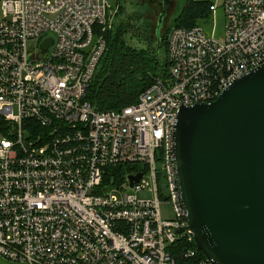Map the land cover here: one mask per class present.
I'll return each mask as SVG.
<instances>
[{"label": "built area", "instance_id": "1", "mask_svg": "<svg viewBox=\"0 0 264 264\" xmlns=\"http://www.w3.org/2000/svg\"><path fill=\"white\" fill-rule=\"evenodd\" d=\"M107 4L0 0V259L213 264L184 246L193 238L179 202L172 128L180 107L213 101L264 63V0H220L219 37L201 26L171 28L167 76L134 103L98 111L84 95L105 47ZM208 7L215 15L216 5ZM126 165L113 184L110 168ZM144 189L153 198H139ZM161 202L172 218H160Z\"/></svg>", "mask_w": 264, "mask_h": 264}, {"label": "water", "instance_id": "2", "mask_svg": "<svg viewBox=\"0 0 264 264\" xmlns=\"http://www.w3.org/2000/svg\"><path fill=\"white\" fill-rule=\"evenodd\" d=\"M169 1L156 18L155 50ZM174 121V175L193 243L213 264H264V63L213 101L180 107Z\"/></svg>", "mask_w": 264, "mask_h": 264}, {"label": "trees", "instance_id": "3", "mask_svg": "<svg viewBox=\"0 0 264 264\" xmlns=\"http://www.w3.org/2000/svg\"><path fill=\"white\" fill-rule=\"evenodd\" d=\"M210 3L208 0H176L171 15L172 24L160 36L157 50H155L156 41L154 44L146 43L140 46L132 42L134 39L137 42V31L145 30H140V26H137L135 21L126 18L118 24L105 27L101 33L105 47L85 90L84 97L90 102L89 104L98 111L116 110L137 101L140 93L155 78L164 79L169 67L165 51L168 31L173 27L200 26L201 21L211 12L208 7ZM110 169L117 171L115 178H112V183L115 184L122 180L121 178L130 168L126 165ZM184 246L196 249L193 242ZM197 256L203 258L201 251L197 250ZM175 257V261L178 262L179 258L177 255Z\"/></svg>", "mask_w": 264, "mask_h": 264}, {"label": "rangeland", "instance_id": "4", "mask_svg": "<svg viewBox=\"0 0 264 264\" xmlns=\"http://www.w3.org/2000/svg\"><path fill=\"white\" fill-rule=\"evenodd\" d=\"M176 0H170L166 3V16L163 18V27L160 31V36H162L164 30L171 26V15L174 11ZM216 5L215 15H212L213 12H210L207 18L201 21V28L205 35L209 36L213 34L216 37L222 36L221 29L223 28V9L220 6V0H208ZM161 2L162 0H108L107 4V13L108 18L106 20V26L111 27L112 24H118L122 21L130 19L135 21L137 26H140V30L137 31L136 40L132 42L137 43L136 46L146 45V43L154 44L156 38H154V30L156 28V18L161 12ZM127 35H125L126 38ZM27 49L31 51L35 48L36 44L32 40H28ZM151 185V180L148 181ZM141 199H150L153 198V193L147 189L142 190L138 194ZM159 216L162 219H170L173 217L172 206L166 202H161L160 204Z\"/></svg>", "mask_w": 264, "mask_h": 264}]
</instances>
